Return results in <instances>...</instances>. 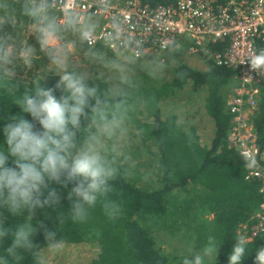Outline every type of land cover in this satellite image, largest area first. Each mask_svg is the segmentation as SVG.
Here are the masks:
<instances>
[{"label":"trees","instance_id":"trees-1","mask_svg":"<svg viewBox=\"0 0 264 264\" xmlns=\"http://www.w3.org/2000/svg\"><path fill=\"white\" fill-rule=\"evenodd\" d=\"M40 19L61 34L72 24H58L48 0H0V55L8 42L34 41L30 48L23 44L31 67L20 57L13 66L0 65V264H261V240L240 235L252 224L260 195L257 182L245 179L249 161L228 141L235 71L193 68L180 53L166 52V61H175L170 79L139 88L132 81L111 94L104 79L40 67L45 63L33 55L44 53L42 34L28 28ZM224 47L218 42L211 49ZM121 103L139 140L154 143L157 187L136 185L126 162L111 163L99 149L74 151L94 121L110 118L119 111L110 105ZM251 123L264 166V92ZM184 191L192 197L186 204L178 196ZM197 209L212 215L206 225L192 213ZM170 217L172 229L189 230L184 237L193 249L208 247L199 263L156 245L150 226ZM86 240L99 250L85 263L56 251Z\"/></svg>","mask_w":264,"mask_h":264},{"label":"built area","instance_id":"built-area-1","mask_svg":"<svg viewBox=\"0 0 264 264\" xmlns=\"http://www.w3.org/2000/svg\"><path fill=\"white\" fill-rule=\"evenodd\" d=\"M48 4L62 26L73 18L92 25L81 34L88 48H106L135 60L180 53L199 58L204 69L215 65L235 71L236 84L227 101L228 141L249 161L245 179L257 182L260 195L253 222L240 235L244 241L261 240L264 264V166L251 123L264 86V0H177L156 6L143 0H48ZM218 42L225 47L212 50Z\"/></svg>","mask_w":264,"mask_h":264},{"label":"rangeland","instance_id":"rangeland-1","mask_svg":"<svg viewBox=\"0 0 264 264\" xmlns=\"http://www.w3.org/2000/svg\"><path fill=\"white\" fill-rule=\"evenodd\" d=\"M31 2L33 4L35 2L42 3L41 0H31ZM52 10L57 20L58 14L53 8ZM43 21L44 19H40L37 27L35 24H31L28 28L29 31L32 28L35 29V35H38V33L42 34L40 46L44 53H36L33 57L34 60L42 59L45 64L40 67L45 70L53 69L59 73H65L70 68L79 72L81 76L104 79L109 83L108 91L111 94H117L126 88H130L132 81L139 88L142 82L148 83L147 80L160 83L172 77V68L175 61L167 62L164 55L162 57L135 60L124 58L106 48L91 49L83 44L81 34L84 29H91L92 25L80 24L77 18H73L70 30L67 33L61 34L47 28V24H43ZM32 40L27 43H25V39H19V41L13 40L3 45V53L0 55V65L2 67L13 66L11 64L12 60L17 61L18 57H20L28 61L31 67L33 65V62L30 60L31 55L28 50L24 49L23 44L25 43L27 48H30L34 44ZM179 59L188 63L193 68H205V65L202 66L204 64L203 61L198 63L199 58L197 57L180 56ZM28 69L26 68V70ZM129 77L131 80H128ZM263 92L264 86L261 88V95H263ZM227 97L229 100L231 93H228ZM122 104L110 105L119 111L113 112L110 118H102L98 121L96 120L97 122L94 121L92 124L94 127L87 132L88 138L86 136V140L74 151L76 153L82 150L93 152V149H99L102 152V157L111 163L122 164L126 162L130 177L136 185L148 188L157 187L160 183V174L157 169V150L154 143H142L139 140L140 138L136 135L130 123L124 119L123 108L125 109L126 105L123 107ZM137 109L143 111L141 105ZM178 196L184 198V204L188 203L192 198L185 191ZM192 213H195V216L199 214L200 218L198 217L197 221L201 225H206L212 218L211 214L204 212L202 209L194 210ZM167 220V223L164 225L156 224L155 226H150L153 228L152 236L156 245L164 254L168 253L186 259L191 257L192 260L199 263L200 258L207 255L205 252H210L208 247L203 249L205 251H200L198 248L197 250L193 249V244H191L193 242L189 238L184 237L189 230L183 228V231L180 233L175 228L172 229V217ZM209 248L212 249L211 252H214V245L209 246ZM98 250L99 245L97 242L86 240L58 247L56 251L59 256L70 261L71 259H76L85 263Z\"/></svg>","mask_w":264,"mask_h":264}]
</instances>
